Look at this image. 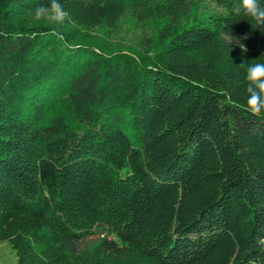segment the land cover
I'll use <instances>...</instances> for the list:
<instances>
[{
	"label": "trees",
	"instance_id": "1",
	"mask_svg": "<svg viewBox=\"0 0 264 264\" xmlns=\"http://www.w3.org/2000/svg\"><path fill=\"white\" fill-rule=\"evenodd\" d=\"M49 2L0 0L16 264H264V119L239 66L264 63V29L232 0H60L57 38L33 16Z\"/></svg>",
	"mask_w": 264,
	"mask_h": 264
},
{
	"label": "clouds",
	"instance_id": "2",
	"mask_svg": "<svg viewBox=\"0 0 264 264\" xmlns=\"http://www.w3.org/2000/svg\"><path fill=\"white\" fill-rule=\"evenodd\" d=\"M228 11L234 17H246L248 21H253L256 29H264V5L260 0H232ZM33 16L36 20H49L55 25L48 34L57 38L61 35L60 26L69 19L60 0L37 5ZM229 39L233 41L231 36ZM239 66L245 69L246 100L243 108L251 116L264 119V63H242Z\"/></svg>",
	"mask_w": 264,
	"mask_h": 264
},
{
	"label": "rangeland",
	"instance_id": "3",
	"mask_svg": "<svg viewBox=\"0 0 264 264\" xmlns=\"http://www.w3.org/2000/svg\"><path fill=\"white\" fill-rule=\"evenodd\" d=\"M16 253L7 240H0V264H16Z\"/></svg>",
	"mask_w": 264,
	"mask_h": 264
}]
</instances>
